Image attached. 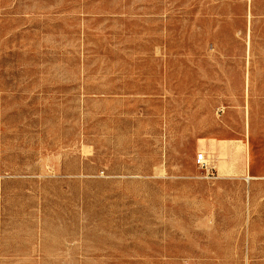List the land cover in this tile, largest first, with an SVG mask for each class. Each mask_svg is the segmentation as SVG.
<instances>
[{
    "label": "rangeland",
    "instance_id": "1",
    "mask_svg": "<svg viewBox=\"0 0 264 264\" xmlns=\"http://www.w3.org/2000/svg\"><path fill=\"white\" fill-rule=\"evenodd\" d=\"M0 264H264V0H0Z\"/></svg>",
    "mask_w": 264,
    "mask_h": 264
},
{
    "label": "built area",
    "instance_id": "2",
    "mask_svg": "<svg viewBox=\"0 0 264 264\" xmlns=\"http://www.w3.org/2000/svg\"><path fill=\"white\" fill-rule=\"evenodd\" d=\"M196 162L197 164L201 165V166H207V155L205 152H200L197 154L196 157Z\"/></svg>",
    "mask_w": 264,
    "mask_h": 264
}]
</instances>
